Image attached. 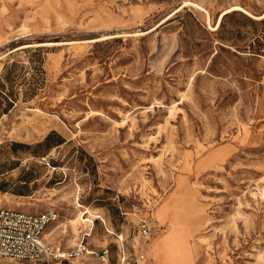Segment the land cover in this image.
Masks as SVG:
<instances>
[{
    "label": "rangeland",
    "instance_id": "1",
    "mask_svg": "<svg viewBox=\"0 0 264 264\" xmlns=\"http://www.w3.org/2000/svg\"><path fill=\"white\" fill-rule=\"evenodd\" d=\"M232 5L255 17L217 24ZM262 14L0 0V206L53 211L60 252L83 239L55 264H264Z\"/></svg>",
    "mask_w": 264,
    "mask_h": 264
},
{
    "label": "built area",
    "instance_id": "2",
    "mask_svg": "<svg viewBox=\"0 0 264 264\" xmlns=\"http://www.w3.org/2000/svg\"><path fill=\"white\" fill-rule=\"evenodd\" d=\"M56 217L53 211L27 213L0 206V264H55L60 258L81 257L87 252L81 244L73 251L60 252L43 240V232ZM140 235L147 238L150 227L142 222Z\"/></svg>",
    "mask_w": 264,
    "mask_h": 264
},
{
    "label": "bare ground",
    "instance_id": "3",
    "mask_svg": "<svg viewBox=\"0 0 264 264\" xmlns=\"http://www.w3.org/2000/svg\"><path fill=\"white\" fill-rule=\"evenodd\" d=\"M194 5H195V4H194ZM232 10H240V11H242V12H244V13H246V14L252 16V17H255L253 14H251L250 12H248V11H247L246 9H244L243 7H241V6H239V5H232V6L226 8L225 10H223V11L221 12L217 24L220 23V20H221V18L223 17L224 14H226V13L232 11ZM263 15H264V14H262L260 17H262ZM207 17H208V16H207ZM208 23H209V21H208ZM217 26H218V25H217ZM217 26H215L214 29H215ZM85 213H90V211H89L88 209H86L85 211H83V212L80 213V215H81V220H82V221H87V220H89L88 218H83V216H84ZM76 221H77V220H75V221L73 222V223H74V226L76 225ZM174 232H175V231H174ZM179 238H180V237H179ZM178 240H180V239H178ZM178 243H179V242H178Z\"/></svg>",
    "mask_w": 264,
    "mask_h": 264
}]
</instances>
